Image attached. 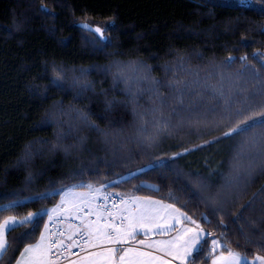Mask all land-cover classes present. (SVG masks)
Here are the masks:
<instances>
[{
	"label": "trees",
	"instance_id": "obj_1",
	"mask_svg": "<svg viewBox=\"0 0 264 264\" xmlns=\"http://www.w3.org/2000/svg\"><path fill=\"white\" fill-rule=\"evenodd\" d=\"M100 187L202 228L187 264L264 258V2L0 0V264Z\"/></svg>",
	"mask_w": 264,
	"mask_h": 264
},
{
	"label": "crops",
	"instance_id": "obj_2",
	"mask_svg": "<svg viewBox=\"0 0 264 264\" xmlns=\"http://www.w3.org/2000/svg\"><path fill=\"white\" fill-rule=\"evenodd\" d=\"M80 193L85 194L82 191ZM139 211L138 220H133L132 229L128 233L136 231L138 237L135 242L140 249L96 251L68 264H187L206 238L202 228L194 222L190 223L170 203L146 201L140 203ZM17 223L16 219L7 218L0 224V257L6 248V232ZM41 236V242L38 239L36 243L26 246L14 264H48L47 236L44 232ZM28 247L31 249L26 254ZM209 247V264H264V258L261 257L246 261L236 252L222 251V245L216 238L209 240Z\"/></svg>",
	"mask_w": 264,
	"mask_h": 264
},
{
	"label": "built area",
	"instance_id": "obj_3",
	"mask_svg": "<svg viewBox=\"0 0 264 264\" xmlns=\"http://www.w3.org/2000/svg\"><path fill=\"white\" fill-rule=\"evenodd\" d=\"M126 204V198L106 192L87 196L80 200L75 210L78 214L75 221L48 216L44 225L49 251L48 264H68L96 251H116L133 247L125 241H116L112 234L122 226L124 215H121V211ZM87 221L91 224L101 225L98 228L99 233H101V229L108 239H113L101 240L98 238L95 243L91 241L92 237L82 229ZM68 225L77 229L72 235L68 234L66 229Z\"/></svg>",
	"mask_w": 264,
	"mask_h": 264
},
{
	"label": "rangeland",
	"instance_id": "obj_4",
	"mask_svg": "<svg viewBox=\"0 0 264 264\" xmlns=\"http://www.w3.org/2000/svg\"><path fill=\"white\" fill-rule=\"evenodd\" d=\"M211 2H215V3H221V4H241V5H252V6H260L264 0H209ZM58 115L56 116V114L54 116H51L49 117L48 119V122H51L53 124H55L57 122V118ZM146 166H143L141 168H138V170H136V172H139V171H143V170H146ZM103 187H100V188H93L92 190L96 189L98 191H83L85 192L84 193H80L81 191H77V190H74V189H65L62 191L59 199H58V202L55 206H53L50 211H49V214L48 216H55V217H60V218H64V219H72V220H76V216L78 214L76 210V206L77 204L79 203L80 200L82 199H85L87 196H93L95 194H100V193H106L108 191H104L102 189ZM80 193V194H79ZM110 193V192H109ZM114 195H117V196H121V197H124L127 200V204L124 206V208L122 209L121 211V215L123 217V220H122V226L115 230V232H113L112 234L114 235L113 238L116 240V241H125L127 244H130L132 245L133 247H128V248H137V249H140L141 247L136 244V240H137V237L136 236V231H131L130 234L128 233V231L130 229H132V223H133V220H138V216L140 214V211H139V206H140V203H145L146 201H157L158 199H155V198H151V197H147V196H142V195H138V194H121V193H112ZM84 195V196H82ZM160 201V200H159ZM97 215V214H96ZM82 221V220H80ZM101 225H97L96 223L95 224H91L89 221L85 222L84 225H83V230L90 236L92 237V240L91 241H94L95 243V240L100 238L101 240L103 239H108L107 236H105V233H102L101 229H100V232L99 233V230L98 228H100ZM67 231H68V234L69 235H72L74 232H76V228L75 227H72V226H67ZM44 232V230H43ZM113 238H109L108 240H111ZM42 240V236H40L39 238V241L41 242ZM134 241V242H133ZM31 247H28L26 248V254H28L30 251ZM127 249V248H126ZM121 251V250H119Z\"/></svg>",
	"mask_w": 264,
	"mask_h": 264
},
{
	"label": "water",
	"instance_id": "obj_5",
	"mask_svg": "<svg viewBox=\"0 0 264 264\" xmlns=\"http://www.w3.org/2000/svg\"><path fill=\"white\" fill-rule=\"evenodd\" d=\"M84 27H85L86 29H88V30L94 31V32H96V33H99L98 29H96V28H91V27H89V26H87V25H84Z\"/></svg>",
	"mask_w": 264,
	"mask_h": 264
}]
</instances>
